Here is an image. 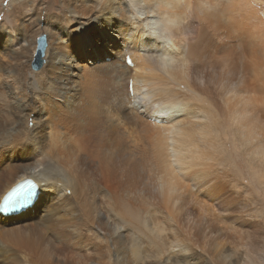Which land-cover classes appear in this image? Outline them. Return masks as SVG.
Masks as SVG:
<instances>
[{
  "label": "bare ground",
  "instance_id": "1",
  "mask_svg": "<svg viewBox=\"0 0 264 264\" xmlns=\"http://www.w3.org/2000/svg\"><path fill=\"white\" fill-rule=\"evenodd\" d=\"M46 1L15 3L14 23L1 25L0 145L10 152L0 203L25 178L40 193L18 214L0 212V264H140L124 215L127 181L144 173L156 210L184 215L193 236L221 234L208 216L224 221L236 198L255 199L244 169L264 187V0H61L60 17ZM46 21L44 64L29 74ZM104 69L119 93L108 108L92 85ZM177 244L164 264L190 261L193 246ZM254 254L243 263L262 264L264 249Z\"/></svg>",
  "mask_w": 264,
  "mask_h": 264
},
{
  "label": "rangeland",
  "instance_id": "2",
  "mask_svg": "<svg viewBox=\"0 0 264 264\" xmlns=\"http://www.w3.org/2000/svg\"><path fill=\"white\" fill-rule=\"evenodd\" d=\"M20 1H22V0H0V33L2 31L1 25L3 22L14 23V21L10 18V11H11L12 6L15 5V3L20 2ZM60 1L61 0H59V1L58 0H55V1L54 0L53 1L48 0V3L46 1V4L52 8V11L50 13L56 14L59 17L62 15V4ZM52 5H54V6H52ZM46 23H47V21L39 24L40 28L37 27L38 24L36 25L37 40L40 37H42L43 35L47 38V35L49 32V28H48L49 24H46ZM44 25H46V26H44ZM37 28H39V29H37ZM46 42H47V45H46V50H47L49 43H48V41H46ZM37 47H38V43L36 44L35 50H33L30 65H28L27 72L29 74L40 70V69L34 70V68H33ZM45 55H46V53H45ZM43 59L45 60V56H43ZM82 60L83 61L88 60L86 53L82 57ZM107 62H109V61L107 60ZM43 64H44V62H43ZM90 65H91V63H90ZM105 70L106 69L103 70L102 76L97 77V79H95V81L93 80L94 82L92 81V85H93V87H95L94 88L95 93L100 92L101 95L105 96V102L107 105L106 108H108L109 106H111L113 104V100L119 97V93H118V95H115V91L113 89V81H111V75L107 71L104 72ZM103 78L105 79L104 81L102 80ZM108 81L109 82L111 81V82L109 83ZM99 83H103V85H101L100 87L94 86L95 84H99ZM130 85H131V82H130ZM130 85H129V88H130ZM131 93L133 95V92H131ZM4 105H5V102H0V106H1L0 108L2 110L5 107ZM5 143H2L0 145V150H2V151H0V156H2V152H3L4 154H6L5 157H7V154L10 152V148ZM5 165H6L5 162L1 161L0 162V169H2ZM244 170H245L244 175L247 177L248 180L252 181V182H248V184L253 183V184H251V186L249 185L250 188H249V192L247 193V195L244 192L245 196H254L255 199H253V197L236 198L235 204L233 203L232 200H228L229 204H231V206L233 204L235 205V209L233 210V213L231 214L230 217H222V219L224 221H220V220H215L214 217L208 216L210 218L209 221H211V222L213 221L214 225H219L220 228L222 227L221 228L222 229L221 234H211V236H210V234L209 235L206 234L208 232V229H206L205 230L206 233L203 232V233L199 234L200 237L199 236L196 237V236L191 235V232L193 233V231H192L193 229H190V227L188 228V225H187L188 220H187V218H185L184 215L181 214L182 217L179 215V217L181 219L179 217H175L177 219L174 218V220H173L172 218H169L170 216L168 217V215H166L165 213H160L158 210H156L157 207H159L158 206L159 200L157 199V197L155 198L154 189H152V187H151L152 186L151 183H153V178H152V176H150V174H148V176H147V173H144L142 176L139 177L140 179L138 181H135V182L132 179H128L127 183L129 184L130 187L132 186L131 189L134 190L135 196H133L134 198L131 195L125 196L126 199L130 198L129 200L132 201L131 202L132 204L129 205V207H127L128 213H126L124 215L125 216L124 217V224H127L126 228L129 227L127 229V231H128L127 234L130 235V239H131V240L129 239V242H130V245H132L131 247L133 249V253H134L135 257L138 259V261H140L139 263L140 264H164L165 260L167 259V257L170 254V251L171 252L174 250L176 251V249H177L176 246H178L177 243L181 242L182 239L187 240L193 246L194 250L189 255L190 261H188V258H183L184 257L183 254H177L176 256H172L173 257V259L171 257L172 262L175 264H221V262L223 263V260L218 259L216 257H213L215 254L217 255V251H219V250H223L225 252L235 253L237 255V257L234 259V261H232L230 263L225 261L224 263H226V264H228V263L233 264V262L235 264L236 263L237 264H244L243 260H244V257L246 256L247 252L249 254H252V255L256 252L255 254L257 256L259 251L264 249V226H263L264 223H262V225H258V223H256V222L260 221V219L262 218V217L260 218V216H259L261 210H263V212H264V187L262 185H260L259 182H256L253 179H251L248 171H246V169H244ZM233 172H235V171H232V173ZM237 178L240 179V176H238ZM144 182H146L145 184L147 185V187L144 184ZM148 186L150 188H148ZM140 189H141V191H140ZM151 189H152V191H151ZM144 190L149 191V193H147ZM128 192H130V190ZM151 193H153V195ZM67 194H68V192H67ZM52 195L53 194H51V193L48 195L49 200H51ZM136 195L139 198L138 201H137ZM145 195L147 196V198L145 197ZM52 203H53V201H52ZM223 204H224V202H223ZM140 205H142V206H140ZM135 209H136V211H135ZM224 209L225 208H223V211H224ZM33 215H35V213H33ZM166 217H168V218H166ZM238 217H240V218H238ZM33 218H35V216ZM262 219H264V218H262ZM181 220H183V221H181ZM174 222H176L177 224ZM184 225H185V227H184ZM161 226L165 231L162 230V228H160ZM175 229H176V232L174 231ZM0 233H1V236H0V240H1V237L5 232H4V230H1ZM170 234H172V235L170 236ZM202 235L204 236V238ZM214 237H215V239H214ZM216 237H218V238H216ZM209 238H212L213 240H211ZM206 239H208L209 242ZM205 240H206V242H205ZM211 241L214 243H212ZM250 241H251V243H250ZM92 242H93V244H91V245H93V247L91 248V250L93 252H94L93 249L102 247L101 245L103 243H101V240L99 239L97 232H95L94 239ZM136 242L138 244H136V246H135ZM216 243L220 247V248L216 247L219 250H217L215 248V245H217ZM246 246H248L250 248H248ZM20 249L23 250L22 248H20ZM111 250H112L111 247L109 250L107 245H105L103 247V251L107 254V256L111 255ZM81 253H83V252L81 251ZM26 258H27L28 262H30L31 264H35V263L38 264L39 263V261L36 260V257H34V256L29 255ZM74 259H76V258H74ZM108 261H109V259H108ZM88 263L89 264H95L92 260H89L86 264H88ZM111 263H112V261H111ZM74 264H81V263L75 261ZM107 264H108V262H107ZM109 264H110V262H109ZM247 264H250V263H247ZM262 264H264V261L262 262Z\"/></svg>",
  "mask_w": 264,
  "mask_h": 264
},
{
  "label": "water",
  "instance_id": "3",
  "mask_svg": "<svg viewBox=\"0 0 264 264\" xmlns=\"http://www.w3.org/2000/svg\"><path fill=\"white\" fill-rule=\"evenodd\" d=\"M46 37L43 35L42 37H40L38 39V47L36 50V54H35V61H34V70H39L41 68V66L43 65V56H44V51L46 49Z\"/></svg>",
  "mask_w": 264,
  "mask_h": 264
}]
</instances>
